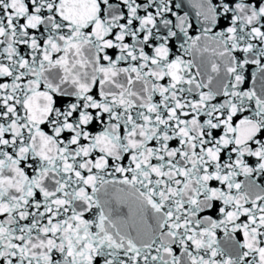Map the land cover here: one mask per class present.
Segmentation results:
<instances>
[{
    "label": "snow or ice",
    "instance_id": "6c2138e0",
    "mask_svg": "<svg viewBox=\"0 0 264 264\" xmlns=\"http://www.w3.org/2000/svg\"><path fill=\"white\" fill-rule=\"evenodd\" d=\"M0 264H264V0H0Z\"/></svg>",
    "mask_w": 264,
    "mask_h": 264
},
{
    "label": "water",
    "instance_id": "95a60500",
    "mask_svg": "<svg viewBox=\"0 0 264 264\" xmlns=\"http://www.w3.org/2000/svg\"><path fill=\"white\" fill-rule=\"evenodd\" d=\"M115 53V50H113V54ZM255 69V66H249V69H248V84L245 85V87H250L251 86V72Z\"/></svg>",
    "mask_w": 264,
    "mask_h": 264
}]
</instances>
